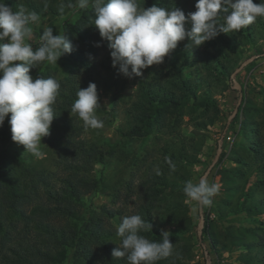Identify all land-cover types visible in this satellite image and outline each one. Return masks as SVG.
I'll use <instances>...</instances> for the list:
<instances>
[{"label": "trees", "instance_id": "obj_1", "mask_svg": "<svg viewBox=\"0 0 264 264\" xmlns=\"http://www.w3.org/2000/svg\"><path fill=\"white\" fill-rule=\"evenodd\" d=\"M149 1L138 2L148 8ZM0 2L14 11L23 8L36 13L38 21L30 27L44 23L43 29L37 27L33 50L40 46V36L47 27L56 35L58 16L67 11L77 16L62 23V35L73 46L61 59L64 75L57 77L59 66L51 68L46 61L29 73L33 79L51 76L61 85L53 105L56 116L43 144L45 154H56L55 170H45L36 161L29 163L19 153L11 139V114L0 127V264H126L125 258H113L111 253L120 244L117 227L122 218L136 214L152 225V230L141 232L150 241H160L162 231L171 233L172 255L156 264H200L194 260V223L183 188L191 181L190 167L198 161L203 140L183 125L187 122L201 131L218 119L213 90L220 83L229 86L230 74L240 65L242 54L264 37V18H257L238 33H221L197 48L186 49V38L162 64L144 69L124 108V122L115 129L119 139L111 143L105 136L98 139L99 128H86L82 120L70 115L79 87L95 83L93 78L100 71H104L100 77L110 81L119 67L112 66L108 42L92 25L91 4L86 9H73L76 0ZM196 2L180 9L186 15L194 12ZM155 4L173 7L172 0H156ZM262 94L264 97V90ZM115 102L113 98L110 111L99 119L108 126L117 119ZM243 112L248 117L257 116L260 122L251 130L241 129L245 138L247 132L253 137L241 145V152L247 149L261 156L264 139L258 125H264V101L260 108L251 106ZM84 129L96 132L95 137H76ZM135 147L142 152L137 153ZM239 151L233 146L230 155L243 168L247 161ZM168 160L175 165L174 171ZM98 165L111 168L102 173L96 169ZM220 173L221 184L235 182L236 175L228 169L222 168ZM230 174L233 178L228 180ZM97 195L109 197L113 207L96 204ZM210 238L215 246L216 241Z\"/></svg>", "mask_w": 264, "mask_h": 264}, {"label": "clouds", "instance_id": "obj_2", "mask_svg": "<svg viewBox=\"0 0 264 264\" xmlns=\"http://www.w3.org/2000/svg\"><path fill=\"white\" fill-rule=\"evenodd\" d=\"M90 4L95 17L92 25L108 42L112 66H119L118 73L129 79L142 77L144 69L162 64L186 38V49L197 48L221 33H238L257 18H264V0H197L196 11L187 15L174 6L141 7L138 0H77L80 9ZM37 21L36 13L23 8L14 11L0 2V127L11 114L8 123L12 141L22 145L25 152L40 156L41 140L50 134L56 116L53 105L61 85L51 76L33 79L29 73L45 61L57 64L73 51V46L64 34L54 35V29L47 27L40 36V46L33 50L26 41L33 35L30 25ZM188 24L190 28H186ZM98 108L97 86L90 82L87 88L79 87L70 115L82 120L86 128H101ZM167 162L174 171L175 165ZM183 192L188 201L195 202L196 211L212 205L218 186L209 184L204 176L198 183L187 181ZM148 230L152 225L140 215L123 217L117 227L120 244L113 249L112 257L125 258L126 264H156L171 256V233L162 231L160 241H150L141 235Z\"/></svg>", "mask_w": 264, "mask_h": 264}, {"label": "rangeland", "instance_id": "obj_3", "mask_svg": "<svg viewBox=\"0 0 264 264\" xmlns=\"http://www.w3.org/2000/svg\"><path fill=\"white\" fill-rule=\"evenodd\" d=\"M140 1V0H138ZM173 6L181 8L183 4L188 5L193 0H172ZM156 0H150L149 4L152 6ZM145 7V5H143ZM77 0L74 8L77 9ZM67 11L63 16H58L54 22L56 34L62 35V23L67 18L74 19L76 14H70ZM32 28V38L27 43H34L37 38V27L44 28V23L40 22ZM99 52V51H98ZM257 56L249 61L243 68L236 73L231 80H228L229 86L219 84L218 89L213 90V95L216 98L220 115L218 119L206 130H195L186 122L183 127L189 132L194 133L203 140V145L198 155V161L190 167L191 181L198 183L199 179L204 174L207 167L213 161L218 150V139L226 125V122L237 103L239 91L235 83L242 87V110L238 115L232 118L227 132L221 142V153L215 163L214 167L206 176L209 184H216L218 186L217 194L212 198L211 206L199 208L194 211L196 207L195 202H190L191 214L193 217L194 227L192 230L194 241V260L200 264H264V147L262 155L258 156L254 152H249L247 149L241 152V145L246 144L252 140L250 132H247V138L241 134V129L251 130L253 125L256 126L260 119L257 116L248 117L243 111L249 107H261L264 97L262 91L264 90V37L258 40L255 44L250 45L248 49L242 54L240 64ZM63 57V56H62ZM57 64H51L46 61V64L51 68L59 66L57 77L64 75V69L61 66V59ZM100 55L97 54L95 59V67L97 68V59ZM238 67V66H237ZM236 67V68H237ZM235 68V69H236ZM61 69V70H60ZM234 69V70H235ZM233 70V71H234ZM62 71V72H61ZM100 71V70H98ZM100 75L104 76V71L99 72V76L93 78L96 81L97 93L99 98L100 108L97 109L96 115L100 119L106 111H110L111 102L113 98L116 99L115 111L117 119L113 124L108 126L103 123L99 128L98 139L100 137H108L113 143L119 136L115 129L124 122L123 111L127 106V102L136 89L137 77L127 78L118 73V69L114 71L110 81L102 79ZM106 77V76H105ZM104 83H108L104 85ZM100 90V92H98ZM115 96V97H114ZM187 120V117H185ZM258 128L263 133L264 139V125H258ZM76 137H95V133L89 129H84L79 132ZM44 137L39 146L40 156H35L29 152H25L22 145L17 146L19 153L29 163H35L37 166L45 170H55L56 154L51 151L50 154H45L43 150ZM233 146H237L240 150L242 159L247 161V164L242 166L238 164L230 155V150ZM146 147V146H144ZM136 148V147H135ZM137 149V148H136ZM142 152L141 148L137 149V153ZM224 153L223 155H221ZM222 156V157H221ZM112 167L115 162L112 161ZM110 165H98L96 169L104 173ZM223 169H228L231 173L236 175L234 183L226 185L221 184V173ZM245 169V172H241ZM116 178V177H115ZM228 180L233 176L228 175ZM96 204H105L113 207L110 203L109 197L104 195H97L94 197ZM200 214L203 216V232L202 239H199L198 230L200 225ZM206 226V229H205ZM212 240L216 241L215 246L212 245ZM205 246V249L203 248Z\"/></svg>", "mask_w": 264, "mask_h": 264}, {"label": "water", "instance_id": "obj_4", "mask_svg": "<svg viewBox=\"0 0 264 264\" xmlns=\"http://www.w3.org/2000/svg\"><path fill=\"white\" fill-rule=\"evenodd\" d=\"M255 57H257L256 55L251 57L250 59L244 61L243 63H241L231 74V80L232 78L236 75L237 72H239L243 66H245L249 61H251L252 59H254ZM236 85V88L237 90L239 91V97H238V100H237V103L232 111V114L230 115V117L228 118L227 122H226V125L221 133V136L220 138L218 139V150H217V153L213 159V161L210 163V165L207 167V169L205 170L204 174L202 175V177L204 176H207L209 171L214 167L215 163L217 162L219 156H220V153H221V142H222V139L224 137V135L226 134L227 132V128L232 120V118L235 117V115L237 114L238 112V108H239V105L242 101V87L240 84L238 83H235ZM200 212H201V208H199ZM202 232H203V216L202 214H200V225H199V230H198V235H199V239L201 240L202 239ZM203 248L205 249V246L203 245ZM206 264H209L208 262H206Z\"/></svg>", "mask_w": 264, "mask_h": 264}]
</instances>
